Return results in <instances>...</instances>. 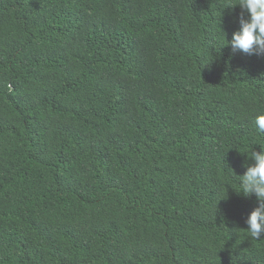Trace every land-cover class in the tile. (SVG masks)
<instances>
[{
	"label": "trees",
	"instance_id": "16d2710c",
	"mask_svg": "<svg viewBox=\"0 0 264 264\" xmlns=\"http://www.w3.org/2000/svg\"><path fill=\"white\" fill-rule=\"evenodd\" d=\"M241 11L0 0V264H264L236 177L264 146Z\"/></svg>",
	"mask_w": 264,
	"mask_h": 264
},
{
	"label": "clouds",
	"instance_id": "9594fccd",
	"mask_svg": "<svg viewBox=\"0 0 264 264\" xmlns=\"http://www.w3.org/2000/svg\"><path fill=\"white\" fill-rule=\"evenodd\" d=\"M236 5L242 10L239 28L232 33L227 44L233 53L264 56V0H226V7ZM254 124L259 132L264 133V114L257 115ZM250 161L244 174L235 176L238 177V193L245 196L255 194L257 198L258 206L251 211L245 223L251 238L259 240L264 238V146L260 151H251Z\"/></svg>",
	"mask_w": 264,
	"mask_h": 264
}]
</instances>
